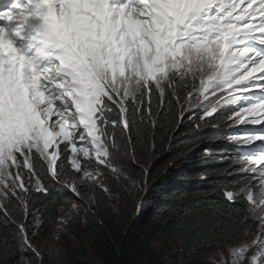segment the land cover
<instances>
[{"label": "snow or ice", "instance_id": "1", "mask_svg": "<svg viewBox=\"0 0 264 264\" xmlns=\"http://www.w3.org/2000/svg\"><path fill=\"white\" fill-rule=\"evenodd\" d=\"M225 107L237 109L225 129L244 131L225 137L240 155L225 156L224 171L241 179L222 194L246 206L228 214L197 209L188 226L197 234L238 230L232 264H264V0H6L0 257L19 247L37 264L45 254L58 260L60 249L46 243L41 251L28 234L30 216L36 229L44 224L32 210L33 192L47 196L58 185L103 209L113 187L131 194L146 184L149 169L141 181L131 168L140 163L136 143L154 141L162 119L178 124L191 112L190 120L208 126ZM77 209L73 200L69 215L57 217L55 237Z\"/></svg>", "mask_w": 264, "mask_h": 264}, {"label": "trees", "instance_id": "2", "mask_svg": "<svg viewBox=\"0 0 264 264\" xmlns=\"http://www.w3.org/2000/svg\"><path fill=\"white\" fill-rule=\"evenodd\" d=\"M232 114L230 108L221 109L208 118V126L197 117L190 120L191 112L186 113L178 124L169 125L162 119L155 130L154 141L136 143L140 163L131 165V168L141 181L143 168L149 169L146 184L142 182L141 187L132 190L131 194L118 185L113 187L103 201V209L85 204L58 185L50 186L47 196L33 192L32 210H40L44 224L36 229L32 217L28 218L32 243L41 246V251L45 250L46 243L60 249L58 260L45 254L43 262L91 264L83 245L66 248L53 239L57 217L73 200L84 206L83 230L102 264H196L218 248H229L235 239L241 238L238 230L225 236L222 228L216 227L211 232L205 230L197 234V229L189 227L188 221L192 220L197 209H215L228 214L246 206L240 202L230 204L222 194L224 186L235 190L232 183L241 179L239 175L224 171L229 168L231 157L240 155L225 139L231 131L225 129L224 122ZM212 124H220L221 128H213ZM133 138H136L135 132ZM229 154L231 157L225 161L223 158ZM91 192L92 189L87 194ZM116 193H119V201ZM108 205H115L116 211ZM85 208L89 212L87 217ZM185 212L190 214L185 215ZM17 217L23 219L20 214ZM22 256L36 264L34 254L19 247L0 257V264H23Z\"/></svg>", "mask_w": 264, "mask_h": 264}, {"label": "rangeland", "instance_id": "3", "mask_svg": "<svg viewBox=\"0 0 264 264\" xmlns=\"http://www.w3.org/2000/svg\"><path fill=\"white\" fill-rule=\"evenodd\" d=\"M225 108L232 109L233 113L237 111L235 107H225ZM228 131H231V134H240L244 131V128L241 126H237V127L228 129ZM90 190L91 188L89 187L80 189L82 193H87ZM75 202L78 205L77 211L70 215V219L67 224L60 225V227L62 228V231L59 233L58 237H55L53 234V239L56 244H59L66 248H77L79 247V245H83L87 252V257L90 263L91 264H102L101 260L96 256V254L94 253L90 245V239L88 235L83 230L82 215L84 211V206L82 205V203L78 201H75ZM70 208H71V204L70 206L63 208L59 216L69 215ZM57 226L58 225H57V220H56V224L54 227V233H55ZM34 246L37 247L39 250L41 248V246H37V245H34ZM255 251L256 249L253 248L250 252L247 253V256L250 257L252 254L255 253ZM43 264H49V263L44 261ZM196 264H232V257L230 255L229 248H225V249L218 248L210 252L207 256L201 258Z\"/></svg>", "mask_w": 264, "mask_h": 264}]
</instances>
